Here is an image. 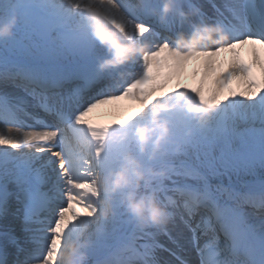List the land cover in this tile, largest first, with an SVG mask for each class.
<instances>
[{
	"label": "snow or ice",
	"instance_id": "obj_1",
	"mask_svg": "<svg viewBox=\"0 0 264 264\" xmlns=\"http://www.w3.org/2000/svg\"><path fill=\"white\" fill-rule=\"evenodd\" d=\"M165 3L0 0V216L19 218L23 239L0 238L13 264H60L81 240L85 264H161V249L189 264L157 239L177 220L198 264H264V0H207L211 14ZM120 169L130 182L113 189ZM129 190L167 222L138 224Z\"/></svg>",
	"mask_w": 264,
	"mask_h": 264
},
{
	"label": "clouds",
	"instance_id": "obj_2",
	"mask_svg": "<svg viewBox=\"0 0 264 264\" xmlns=\"http://www.w3.org/2000/svg\"><path fill=\"white\" fill-rule=\"evenodd\" d=\"M168 3L166 0L165 8ZM95 19H92L95 26ZM11 32V23L0 25V36H5ZM187 37L186 39H190ZM102 64L106 63L104 61ZM137 175H140L137 173ZM129 175L127 170L120 169L113 173L112 186L113 189L122 188L129 184ZM124 202L128 212L141 226L148 224L166 223L165 210L156 202L155 197L151 194H137L133 190H129L124 194ZM86 242L81 240L79 244L70 242L66 244L64 250L60 254V264H85L87 260V252L84 251Z\"/></svg>",
	"mask_w": 264,
	"mask_h": 264
},
{
	"label": "bare ground",
	"instance_id": "obj_3",
	"mask_svg": "<svg viewBox=\"0 0 264 264\" xmlns=\"http://www.w3.org/2000/svg\"><path fill=\"white\" fill-rule=\"evenodd\" d=\"M199 3H201L206 8H210L208 6L207 0H204V1L199 2ZM216 3H218V4L221 3V0H216ZM226 55H227L226 53L220 54L222 60L219 59L218 61H223L225 59ZM191 61H193L194 65L196 67H198L199 60L197 58H194ZM184 82L191 84L192 83V76L191 77L186 76L184 78ZM235 87H236V80L234 79L233 89H235ZM226 91H227V89H226ZM124 103L127 104V102H124ZM107 115H108V109L105 106V107L99 108V109L95 110L93 113H91L90 118H92V119H104V118H106ZM0 129L7 131V126L0 124ZM13 131H14V129H13ZM17 220H18L17 217H15L11 211L7 216H0V232L10 231L12 233V235L17 236L20 239H23V233L20 231L21 223H19ZM167 227L171 233L172 239H169L168 236L161 234L157 237L158 241L161 244H163L165 246V248L171 249L172 251L175 250V252L178 255L181 254L180 256L183 257L184 259H186L187 261H189V264H198V257L196 255L195 249L193 248V246L190 243V238H187V239L181 238L182 236L179 234V231L185 232L183 225L180 224L179 221L177 220L175 224L168 223ZM182 240H184V241H182ZM0 245L4 246L6 256H7V260H8V262H10L11 259H8V257H10L11 255L16 256V248L10 242H8L5 238H0ZM9 246H11V248H9ZM10 250H13V254L10 253ZM169 253H170L169 251H165V250L161 249V250H157L156 256L161 261V263L178 264V262L171 260L173 257H170V258L165 257V255L170 256L171 253L170 254Z\"/></svg>",
	"mask_w": 264,
	"mask_h": 264
},
{
	"label": "rangeland",
	"instance_id": "obj_4",
	"mask_svg": "<svg viewBox=\"0 0 264 264\" xmlns=\"http://www.w3.org/2000/svg\"><path fill=\"white\" fill-rule=\"evenodd\" d=\"M232 179H233V181H235V177H232ZM222 180H223V182H224L225 184L228 183V177H223Z\"/></svg>",
	"mask_w": 264,
	"mask_h": 264
}]
</instances>
